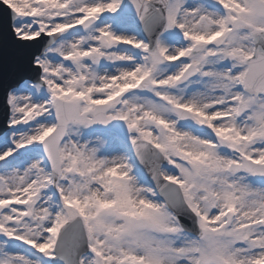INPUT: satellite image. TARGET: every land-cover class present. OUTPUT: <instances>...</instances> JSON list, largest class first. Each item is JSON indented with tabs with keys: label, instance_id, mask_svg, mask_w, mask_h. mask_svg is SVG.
Instances as JSON below:
<instances>
[{
	"label": "snow or ice",
	"instance_id": "snow-or-ice-1",
	"mask_svg": "<svg viewBox=\"0 0 264 264\" xmlns=\"http://www.w3.org/2000/svg\"><path fill=\"white\" fill-rule=\"evenodd\" d=\"M0 264H264V0H0Z\"/></svg>",
	"mask_w": 264,
	"mask_h": 264
}]
</instances>
